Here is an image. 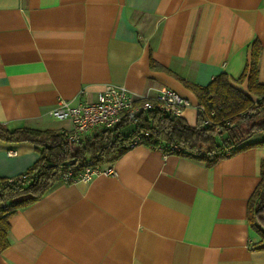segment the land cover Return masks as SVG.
Wrapping results in <instances>:
<instances>
[{
  "label": "crops",
  "instance_id": "obj_1",
  "mask_svg": "<svg viewBox=\"0 0 264 264\" xmlns=\"http://www.w3.org/2000/svg\"><path fill=\"white\" fill-rule=\"evenodd\" d=\"M254 40L264 83V0H0V123L70 130L48 114L58 100L94 101L115 84L146 96L176 90L194 125L198 100L185 83L238 77ZM234 85L247 93L246 80ZM38 156L34 143L0 137V177ZM261 160L264 146L205 165L136 144L98 163L113 173L57 177L17 208L0 264H264L247 221Z\"/></svg>",
  "mask_w": 264,
  "mask_h": 264
},
{
  "label": "trees",
  "instance_id": "obj_2",
  "mask_svg": "<svg viewBox=\"0 0 264 264\" xmlns=\"http://www.w3.org/2000/svg\"><path fill=\"white\" fill-rule=\"evenodd\" d=\"M260 44L251 43L249 59L241 74L233 78L225 72L213 76L205 86L185 83L197 97V120L189 125L182 116L151 108L134 116L137 121L128 135L123 133L131 120L102 129L86 140L73 142L62 132L30 127L7 129L0 123V137L9 141H29L39 148V156L23 173L0 177V250L8 245L9 218L17 208L36 201L66 168L75 164L112 162L136 144L160 147L211 165L220 158L246 148L264 146V83L258 80ZM246 80L247 93L234 84ZM260 134L258 140L252 137ZM139 136L135 144L131 141ZM249 228L264 242V160L260 180L247 201ZM259 247H264L260 244Z\"/></svg>",
  "mask_w": 264,
  "mask_h": 264
},
{
  "label": "built area",
  "instance_id": "obj_3",
  "mask_svg": "<svg viewBox=\"0 0 264 264\" xmlns=\"http://www.w3.org/2000/svg\"><path fill=\"white\" fill-rule=\"evenodd\" d=\"M190 105L187 98L180 95L176 90L165 87L154 96L137 95L122 85L107 84L97 94L94 101H77L59 99L48 114L59 120H68L72 128L61 130L63 135L70 141L77 142L82 136L91 130H102L114 128L124 122L131 120L129 124H137L133 118L139 112L156 108L168 114L181 116L183 110ZM136 136L131 144L139 140ZM8 155L15 154L14 151L7 152ZM113 168H102L98 163L86 162L83 165L69 164L57 176L66 182L76 180L88 181L92 176L100 173H113Z\"/></svg>",
  "mask_w": 264,
  "mask_h": 264
},
{
  "label": "water",
  "instance_id": "obj_4",
  "mask_svg": "<svg viewBox=\"0 0 264 264\" xmlns=\"http://www.w3.org/2000/svg\"><path fill=\"white\" fill-rule=\"evenodd\" d=\"M133 129V125L132 124H128L126 127L123 128V133L125 135H128L129 132ZM75 163V159H71V160H66L64 162V164L69 165V164H74Z\"/></svg>",
  "mask_w": 264,
  "mask_h": 264
}]
</instances>
